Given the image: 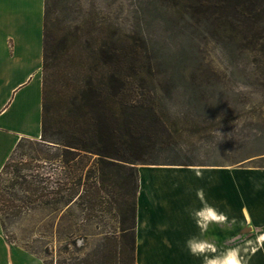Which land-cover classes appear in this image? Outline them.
Returning <instances> with one entry per match:
<instances>
[{"label":"trees","instance_id":"trees-1","mask_svg":"<svg viewBox=\"0 0 264 264\" xmlns=\"http://www.w3.org/2000/svg\"><path fill=\"white\" fill-rule=\"evenodd\" d=\"M59 10L55 0H45L41 136L36 142L44 147L45 154L58 150L56 155L61 156L65 166L81 155L98 156L99 185L116 195L120 233L106 234L76 262L71 257L60 260L58 253L46 246L44 264H136L134 228L139 172L135 164H196L180 157L178 129L160 108V102L171 95L173 88H186L190 96H195L196 76L192 74L189 80L185 74L172 71L160 83L153 66L196 53L199 41L209 35L231 57L239 56L248 47L256 50L260 36L255 25L264 20V3L141 0L138 17L145 25L156 24L155 34L141 26L135 33L125 35L115 30L94 35L85 27L74 31L62 25L67 17L53 19ZM263 138L261 134L253 141L260 144ZM27 140L22 138L17 143L0 171V179L5 181L0 186L4 231L5 218L15 219L34 209L54 213L60 204L71 201L70 195H61L63 187L51 184V173H42L35 179L31 160L22 165L13 162V156ZM164 150L173 154L168 161L153 157ZM258 151L264 153V148ZM31 158L51 160L49 155ZM70 238L71 235L66 237L67 242ZM64 249L69 250V246Z\"/></svg>","mask_w":264,"mask_h":264},{"label":"rangeland","instance_id":"rangeland-1","mask_svg":"<svg viewBox=\"0 0 264 264\" xmlns=\"http://www.w3.org/2000/svg\"><path fill=\"white\" fill-rule=\"evenodd\" d=\"M55 2L60 10L53 19L67 17L62 25L74 31L85 27L94 35L113 30L125 35L135 33L141 26L146 32L157 33L156 24L145 25L138 17L141 0ZM255 30L260 36L257 49L248 47L237 57H231L209 35L199 41L196 53L153 66L155 79L160 83L172 71L185 74L189 80L192 74L196 76L195 96L189 95L190 90L177 87L160 102V108L178 129V152L183 161L231 167L264 164V153L258 151L264 148V138L260 144L253 141L256 136L264 135V20L256 23ZM27 139L13 156V162L22 165L31 160L35 179L42 173H51V184L63 187L61 195L65 198L70 195L71 201L68 205L60 204L61 208L54 213L34 209L15 219L5 218L6 230L0 221V232L10 244L43 263L46 246L57 252L60 260L83 259L106 234L120 233L116 195L108 187L99 185L98 156L81 155L65 166L61 156L56 155L58 150L51 149L45 154L44 147L36 142L40 138ZM40 155H49L51 160L31 158ZM172 155L164 150L154 153L153 157L165 162ZM141 165L144 164H137V168ZM4 184L0 179V186ZM68 235H71L69 242ZM65 245L69 250L64 249Z\"/></svg>","mask_w":264,"mask_h":264},{"label":"crops","instance_id":"crops-1","mask_svg":"<svg viewBox=\"0 0 264 264\" xmlns=\"http://www.w3.org/2000/svg\"><path fill=\"white\" fill-rule=\"evenodd\" d=\"M44 13L45 0H0V171L22 138L41 136ZM138 170L136 264H203L185 247L199 233L185 211L201 206L198 188L228 217V225L209 226L205 235L217 252L208 255L238 247L241 264H264V247L255 244L264 230V167L144 164ZM0 264L44 263L0 232Z\"/></svg>","mask_w":264,"mask_h":264},{"label":"clouds","instance_id":"clouds-1","mask_svg":"<svg viewBox=\"0 0 264 264\" xmlns=\"http://www.w3.org/2000/svg\"><path fill=\"white\" fill-rule=\"evenodd\" d=\"M199 175V173H197ZM257 190H259V183L255 184ZM197 199L200 201V207L187 208L185 211L195 222L199 233L190 236L185 241V247L188 252L194 257H202L203 264H241V258L239 256L240 249L238 247H226L225 250L218 255H208L209 253H216L217 248L214 241L206 237L209 226L212 224L228 225V217L225 213L221 212L216 206L206 201L204 190L198 188L195 191ZM233 219L231 224H235ZM230 226V225H229ZM237 238H234V241ZM253 243L252 241L248 242ZM255 244L260 247H264V230H261L256 237Z\"/></svg>","mask_w":264,"mask_h":264}]
</instances>
